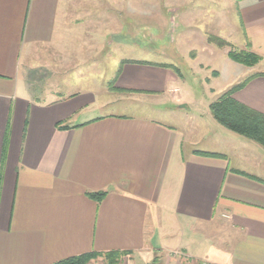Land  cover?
Segmentation results:
<instances>
[{"label":"crops","instance_id":"crops-1","mask_svg":"<svg viewBox=\"0 0 264 264\" xmlns=\"http://www.w3.org/2000/svg\"><path fill=\"white\" fill-rule=\"evenodd\" d=\"M84 2L0 0V264H56L92 252H127L132 262L154 256L165 264H264V148L229 134L217 149L198 147L190 130L161 120L95 115L159 100L177 78L122 61L115 87L136 93L108 89L101 97L92 56L99 17ZM237 14L241 38L224 16L220 34L261 61L234 85L264 73V0H238ZM85 64L92 66L82 73ZM74 66L81 87L66 90L65 82L46 95L32 92L33 69L65 77ZM234 97L264 115V75ZM99 192L106 193L99 202L88 196ZM199 223L223 232L228 247L187 251L182 232Z\"/></svg>","mask_w":264,"mask_h":264},{"label":"rangeland","instance_id":"rangeland-1","mask_svg":"<svg viewBox=\"0 0 264 264\" xmlns=\"http://www.w3.org/2000/svg\"><path fill=\"white\" fill-rule=\"evenodd\" d=\"M237 1L85 0V11L93 10L99 17L94 20L95 24L99 23V34L92 36L93 44L99 45L92 52V56L96 55L94 60L100 66L98 79L101 97L109 93L108 82L117 74L122 61L172 65L179 71L169 69L177 79L171 85V92L159 100L144 101L143 99L136 103H127L128 105H112L94 114L120 112L133 117L161 120L178 127L185 133L190 130V136H193L195 142L200 145L198 147L210 145L219 148L222 134H229L231 139L246 141V138L219 125L209 108L210 104L232 85L250 73L248 67L228 57L227 52L231 49L240 51L241 48L236 41H233L231 47L218 48L203 40L205 35L223 38L219 30L221 16L227 18V29L231 28V23L235 29L238 28L237 36L241 38ZM84 37L87 42L89 37ZM97 63L92 65L97 66ZM92 65L81 66L80 72H87ZM32 72L30 88L36 95H46L65 82L68 85L66 90L83 85H79V70L76 66L71 67L65 77L57 73V69L49 71L44 67L35 68ZM207 131L210 134H207ZM247 142L260 146L253 141ZM216 230L213 226L204 223L184 228L182 232L184 247L191 243L187 251L192 255L194 252L211 251L209 246L226 249L227 244L220 241L224 239V233ZM214 232L216 236L212 235ZM150 258L132 262L128 257L124 258L121 264H165L166 262L164 257L158 258V262L154 256ZM94 263L97 264L99 261Z\"/></svg>","mask_w":264,"mask_h":264},{"label":"trees","instance_id":"trees-1","mask_svg":"<svg viewBox=\"0 0 264 264\" xmlns=\"http://www.w3.org/2000/svg\"><path fill=\"white\" fill-rule=\"evenodd\" d=\"M208 42L210 44L216 45L218 48L231 47V44L226 40L217 37V36H209ZM228 57L243 66L248 68L255 67L261 61V57L254 52L248 50H234L231 49L228 52ZM134 63V64H142L149 66H157L160 68L171 69L176 72H179L172 65H162V64H153L149 62H135V61H123L122 64ZM120 75V70L117 73L115 80H113L109 86L110 90L117 93L123 94H131L136 93L135 91L119 89L115 87L116 79ZM263 76V74H257L253 76H249L245 78L240 83L234 85L225 93H223L216 101L211 103L209 106L210 112L215 119V121L221 125L223 128L228 131L235 133L241 137L246 138L247 140L253 141L258 145L264 148V115L247 107L246 105L240 103L235 99V94L241 90H243L247 84L257 76ZM59 129L65 130L70 127L67 125L60 124L58 126ZM196 155L215 158V159H227V156L218 154V153H207L196 151ZM239 174H243L241 172H237ZM245 175V174H243ZM88 196L96 201H101L105 196V192L99 193H90ZM128 255L127 252H109V253H97L92 252L89 254L71 257L65 260H62L56 264H95L94 262L99 261L97 264H121L123 259ZM158 262L159 259L157 258Z\"/></svg>","mask_w":264,"mask_h":264},{"label":"water","instance_id":"water-1","mask_svg":"<svg viewBox=\"0 0 264 264\" xmlns=\"http://www.w3.org/2000/svg\"><path fill=\"white\" fill-rule=\"evenodd\" d=\"M182 108H186V106H182Z\"/></svg>","mask_w":264,"mask_h":264}]
</instances>
